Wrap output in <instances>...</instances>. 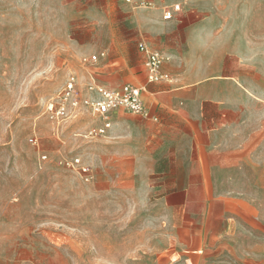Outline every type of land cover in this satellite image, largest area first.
<instances>
[{
	"label": "crops",
	"instance_id": "1",
	"mask_svg": "<svg viewBox=\"0 0 264 264\" xmlns=\"http://www.w3.org/2000/svg\"><path fill=\"white\" fill-rule=\"evenodd\" d=\"M142 1L105 70L129 81L90 78L141 87L147 115L110 110L89 137L104 120L74 109L88 177L0 167V264H264V0ZM139 42L168 81H147Z\"/></svg>",
	"mask_w": 264,
	"mask_h": 264
},
{
	"label": "rangeland",
	"instance_id": "2",
	"mask_svg": "<svg viewBox=\"0 0 264 264\" xmlns=\"http://www.w3.org/2000/svg\"><path fill=\"white\" fill-rule=\"evenodd\" d=\"M140 6L128 0H0V167L33 173L75 157L69 139L86 132L70 126L83 122V115L68 108L56 118L49 104L58 106L69 76L81 92L102 85L92 83L91 71L129 81L123 69L110 75L105 70L127 55L131 46L118 47L117 41L132 34L133 9ZM34 178L28 177L29 184Z\"/></svg>",
	"mask_w": 264,
	"mask_h": 264
},
{
	"label": "built area",
	"instance_id": "3",
	"mask_svg": "<svg viewBox=\"0 0 264 264\" xmlns=\"http://www.w3.org/2000/svg\"><path fill=\"white\" fill-rule=\"evenodd\" d=\"M141 6H148V1H138ZM174 10H179V5H174ZM172 12L166 10L163 18L170 19ZM138 49L145 54L144 67L146 69V79L148 82H163L169 80V75L162 70V65L165 61V56L162 52L150 48L144 42L138 43ZM91 60H95L96 56H92ZM77 82L74 76H69L64 84V87L59 93L60 103L55 107L54 103H50L48 110L53 113L54 117L63 116L68 112V108L76 109L80 106L85 107L91 114L100 117L104 120L102 126L89 129L86 133L89 137L102 135L109 128L108 113L110 110L123 108L131 113L145 116L147 115L146 108L141 98L142 88L133 84H124L119 88H107L101 85H91L89 91L93 92L94 96L82 97L77 87ZM29 142L35 144V137H31ZM46 155L42 156L45 159ZM58 164L77 169L82 175L88 177L89 168L82 166L79 158L74 157L70 160H59Z\"/></svg>",
	"mask_w": 264,
	"mask_h": 264
}]
</instances>
